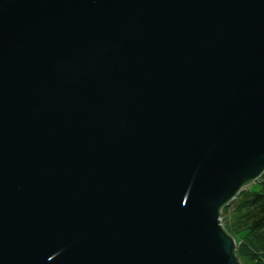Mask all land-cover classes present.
I'll return each instance as SVG.
<instances>
[{"label":"water","instance_id":"95a60500","mask_svg":"<svg viewBox=\"0 0 264 264\" xmlns=\"http://www.w3.org/2000/svg\"><path fill=\"white\" fill-rule=\"evenodd\" d=\"M264 175V0H0V264H242Z\"/></svg>","mask_w":264,"mask_h":264},{"label":"trees","instance_id":"16d2710c","mask_svg":"<svg viewBox=\"0 0 264 264\" xmlns=\"http://www.w3.org/2000/svg\"><path fill=\"white\" fill-rule=\"evenodd\" d=\"M222 222L230 235L241 242L253 240L264 254V175L224 208ZM250 258L254 264L261 263L258 254Z\"/></svg>","mask_w":264,"mask_h":264},{"label":"rangeland","instance_id":"374dc122","mask_svg":"<svg viewBox=\"0 0 264 264\" xmlns=\"http://www.w3.org/2000/svg\"><path fill=\"white\" fill-rule=\"evenodd\" d=\"M222 220V219H221ZM223 224V222H222ZM224 226V225H223ZM237 242V254L241 260L242 264H254L250 258L251 255L258 254L260 257L264 255L256 246L255 242L251 239H247L241 242L239 237H234ZM264 264V261L261 262Z\"/></svg>","mask_w":264,"mask_h":264},{"label":"crops","instance_id":"0c3cea01","mask_svg":"<svg viewBox=\"0 0 264 264\" xmlns=\"http://www.w3.org/2000/svg\"><path fill=\"white\" fill-rule=\"evenodd\" d=\"M263 261H264V255L261 256V262H263Z\"/></svg>","mask_w":264,"mask_h":264}]
</instances>
